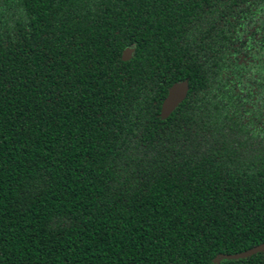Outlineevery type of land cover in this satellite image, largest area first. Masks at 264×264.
<instances>
[{
    "label": "trees",
    "instance_id": "16d2710c",
    "mask_svg": "<svg viewBox=\"0 0 264 264\" xmlns=\"http://www.w3.org/2000/svg\"><path fill=\"white\" fill-rule=\"evenodd\" d=\"M245 11L0 0V264H264L223 256L264 242V121L222 66Z\"/></svg>",
    "mask_w": 264,
    "mask_h": 264
},
{
    "label": "flooded vegetation",
    "instance_id": "af4514ba",
    "mask_svg": "<svg viewBox=\"0 0 264 264\" xmlns=\"http://www.w3.org/2000/svg\"><path fill=\"white\" fill-rule=\"evenodd\" d=\"M233 22L234 28L231 30V36H228L221 45L226 51V62L222 64L223 70L229 76V81L234 83L238 94L237 103L242 105L240 110L243 111L244 108H247V115L250 118L255 121L259 119V122H263L264 13H258L253 18L251 14L247 16L245 11L237 20L233 19ZM128 48L131 49L130 58L133 49L127 47L124 51Z\"/></svg>",
    "mask_w": 264,
    "mask_h": 264
},
{
    "label": "water",
    "instance_id": "95a60500",
    "mask_svg": "<svg viewBox=\"0 0 264 264\" xmlns=\"http://www.w3.org/2000/svg\"><path fill=\"white\" fill-rule=\"evenodd\" d=\"M131 49H126L123 51L122 57L124 59L129 58ZM188 90V85L185 81L183 82H175L169 88L167 95L162 101L161 110H160V117L166 118L169 114L176 108V106L185 98ZM264 250V242L259 244L258 246L251 248L247 251H244L239 254H225L224 257L227 258H238V257H245L249 256L253 253L258 251ZM216 262L218 263V259L216 258Z\"/></svg>",
    "mask_w": 264,
    "mask_h": 264
}]
</instances>
